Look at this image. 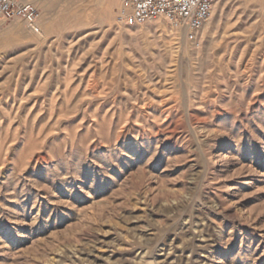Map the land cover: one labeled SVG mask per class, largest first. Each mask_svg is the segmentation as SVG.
Returning <instances> with one entry per match:
<instances>
[{"label": "rangeland", "instance_id": "obj_1", "mask_svg": "<svg viewBox=\"0 0 264 264\" xmlns=\"http://www.w3.org/2000/svg\"><path fill=\"white\" fill-rule=\"evenodd\" d=\"M21 2L40 31L0 20V264H264V0L220 1L194 43L123 0Z\"/></svg>", "mask_w": 264, "mask_h": 264}, {"label": "built area", "instance_id": "obj_2", "mask_svg": "<svg viewBox=\"0 0 264 264\" xmlns=\"http://www.w3.org/2000/svg\"><path fill=\"white\" fill-rule=\"evenodd\" d=\"M222 0H123L118 19L125 25H141L163 19L173 31L183 33L186 40L197 41L210 21L213 9ZM20 19L25 27L38 34L36 8L21 0H0V20Z\"/></svg>", "mask_w": 264, "mask_h": 264}, {"label": "bare ground", "instance_id": "obj_3", "mask_svg": "<svg viewBox=\"0 0 264 264\" xmlns=\"http://www.w3.org/2000/svg\"><path fill=\"white\" fill-rule=\"evenodd\" d=\"M106 17V16H105ZM104 18V17H103ZM64 19V18H63ZM70 19V18H69ZM64 22H65V20H64ZM87 22V21H86ZM153 23V22H152ZM157 25V24H156Z\"/></svg>", "mask_w": 264, "mask_h": 264}]
</instances>
